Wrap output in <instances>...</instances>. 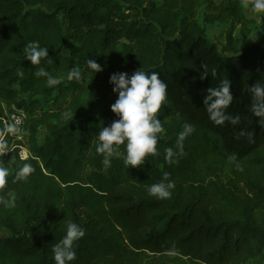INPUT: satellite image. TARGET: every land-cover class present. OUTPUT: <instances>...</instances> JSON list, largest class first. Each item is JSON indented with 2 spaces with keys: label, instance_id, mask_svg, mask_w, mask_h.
<instances>
[{
  "label": "trees",
  "instance_id": "trees-1",
  "mask_svg": "<svg viewBox=\"0 0 264 264\" xmlns=\"http://www.w3.org/2000/svg\"><path fill=\"white\" fill-rule=\"evenodd\" d=\"M216 23L227 26L221 50L206 35L205 25ZM250 24L241 0H0V118L13 109L28 116V158L20 159L21 145L10 137L13 150L0 157L9 170L0 195L16 202L0 206V264H55L52 246L69 221L85 229L72 264L261 261L264 117L255 114L249 87L264 84V31L247 41ZM31 41L49 47L39 65L24 59ZM87 59L103 71L92 77ZM79 64L86 80H70ZM203 65L209 75L201 79ZM139 68L168 85L158 114L160 154L142 167L127 168L122 157L106 166L95 149L100 127L118 119L109 77ZM41 69L58 83L49 86ZM226 78L237 125L214 124L203 104L207 89ZM53 96L43 109L39 99ZM68 111L73 117L64 116ZM185 122L195 131L170 164L165 150L175 148ZM26 163L34 168L27 180L19 175ZM164 172L175 187L161 200L148 189Z\"/></svg>",
  "mask_w": 264,
  "mask_h": 264
},
{
  "label": "clouds",
  "instance_id": "clouds-1",
  "mask_svg": "<svg viewBox=\"0 0 264 264\" xmlns=\"http://www.w3.org/2000/svg\"><path fill=\"white\" fill-rule=\"evenodd\" d=\"M249 12L256 11L264 15V0H250L248 4ZM49 47L40 45L39 41H31L25 49L24 59L31 65H39L43 58L48 57ZM87 65L90 74L93 77L95 73L103 71L102 65L95 59H87ZM205 72L201 79L209 75ZM79 76L77 71L74 73ZM215 76L216 70L212 73ZM39 75L47 78L49 86L58 83L56 78L47 71L41 69ZM109 83L113 85L112 91L117 95V99L110 106V110L118 117L108 126L100 127L97 133L96 152L103 157L102 163L106 166L112 163L113 158L123 159L126 167H142L146 158L158 156L157 147L160 139V133L164 131L162 121L158 114L162 111V106L168 103L167 83L160 78L156 71L146 72L137 69L131 75L127 72H114L109 77ZM253 96V110L259 117H264V84L257 81L249 87ZM234 97L231 91V82L228 78L222 79L218 86L209 87L204 96L203 104L208 113L209 119L216 125H224L226 122L232 125L240 123L239 115H232L228 112ZM65 117H73L68 111L64 113ZM21 131L15 124H7L0 129V157L13 150L9 147L7 137L16 135ZM195 131L192 124L185 122L182 130L178 133L175 142V148H167L165 158L171 164L176 162V158L183 154L184 141ZM239 135H248L241 130ZM251 140V136L249 135ZM123 146V152H121ZM34 168L30 164H24L20 169L19 175L27 180ZM9 170L3 166L0 159V189L7 183ZM169 173L164 172L160 182L152 184L148 189V194L158 199H168L172 195V189L175 187L173 181L169 180ZM0 206L14 208L16 202L14 199L6 198L0 195ZM85 236V229L78 223L69 221L66 225L63 237L52 246L53 259L55 264H72L77 258L76 247L78 242Z\"/></svg>",
  "mask_w": 264,
  "mask_h": 264
},
{
  "label": "rangeland",
  "instance_id": "rangeland-1",
  "mask_svg": "<svg viewBox=\"0 0 264 264\" xmlns=\"http://www.w3.org/2000/svg\"><path fill=\"white\" fill-rule=\"evenodd\" d=\"M222 0H215L216 3H220ZM160 2V0H158ZM243 10L246 13L247 18L251 21V24L249 25V28L251 30V34L247 41L253 42L257 40L261 34L264 31V28L261 23V18L263 15L258 14L256 11L249 12L248 4L250 3V0H241ZM205 12L204 8H201L199 10V23L203 26V14ZM227 26L225 24L216 23L213 25H205L206 29V35L207 37L212 40L214 43H216L219 46V49L221 50V45L224 43V32L226 30ZM67 53V51H66ZM79 72L80 75L77 76L74 73H72L69 78L70 80L82 82L86 80V76L83 74L84 67L79 64L76 72ZM55 100V97H48V98H40V105L43 109H48L53 106V101ZM63 101L59 100L58 104H62ZM11 112H5V115H9ZM28 117V116H27ZM41 134H43V130L40 131ZM21 147L26 148V138L23 136L21 141H18ZM220 178L223 181H227L230 178V169L228 167L222 168V173L220 174ZM248 264H264V257L261 261L254 260L250 261Z\"/></svg>",
  "mask_w": 264,
  "mask_h": 264
},
{
  "label": "built area",
  "instance_id": "built-area-1",
  "mask_svg": "<svg viewBox=\"0 0 264 264\" xmlns=\"http://www.w3.org/2000/svg\"><path fill=\"white\" fill-rule=\"evenodd\" d=\"M27 119V114L23 109H13V111L9 115H4L0 118L3 126L7 124H15L21 131H19L16 135H9L8 137L13 140L21 141L23 137V126ZM19 157L21 160H25L28 158V152L26 148L19 146Z\"/></svg>",
  "mask_w": 264,
  "mask_h": 264
}]
</instances>
